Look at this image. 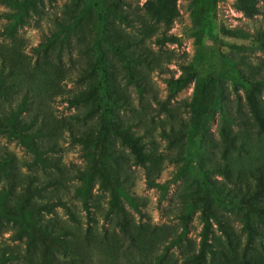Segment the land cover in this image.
Returning a JSON list of instances; mask_svg holds the SVG:
<instances>
[{
    "label": "rangeland",
    "instance_id": "374dc122",
    "mask_svg": "<svg viewBox=\"0 0 264 264\" xmlns=\"http://www.w3.org/2000/svg\"><path fill=\"white\" fill-rule=\"evenodd\" d=\"M242 1L0 0V264H264V0Z\"/></svg>",
    "mask_w": 264,
    "mask_h": 264
},
{
    "label": "trees",
    "instance_id": "16d2710c",
    "mask_svg": "<svg viewBox=\"0 0 264 264\" xmlns=\"http://www.w3.org/2000/svg\"><path fill=\"white\" fill-rule=\"evenodd\" d=\"M247 0H243L242 2L245 3ZM98 11L100 13H106V15H116V6L112 3H109V4H103L102 7H98ZM18 18V17H17ZM106 44L107 46L109 47H112V43L111 42H107L106 41ZM96 46H97V42H96ZM97 51V60H96V65H95V69L99 72V77L97 78L96 80V85L97 86H105L106 85V81H107V76H106V71H104V68H103V64H104V59H103V56H102V51H100L99 49L96 50ZM116 54L120 55L122 53H120V51L118 50H113ZM126 77L127 79L134 84L135 87H140V85L138 84V81L136 80L135 76H134V73L133 71L130 69L129 66H126ZM105 100H108V96H103L102 98V101H105ZM106 103H105V107H106ZM108 116V111L106 109H104L103 113H101L100 115V119H102V125L105 124V117ZM105 134V129H102L99 130L98 134H97V137H96V140H95V143L96 145L99 144L101 141V137L104 136ZM72 139L76 142H78L79 139H77V137H72ZM126 143L128 144V146L130 147L131 149V152L135 155V157L138 159V161L140 163L143 164L144 162V159L146 158V156L137 148V145H136V141H133V140H130L127 138L126 140ZM147 159V158H146ZM110 207L111 208H117V204H116V199L115 197H112L111 198V202H110ZM119 213V217L122 218L121 216V212L118 211ZM203 230H202V234H206L207 232V227H208V222L206 219H203ZM122 232H126L125 229L122 227L121 228Z\"/></svg>",
    "mask_w": 264,
    "mask_h": 264
}]
</instances>
